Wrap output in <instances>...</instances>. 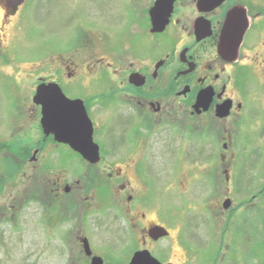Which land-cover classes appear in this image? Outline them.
Returning a JSON list of instances; mask_svg holds the SVG:
<instances>
[{
	"label": "flooded vegetation",
	"instance_id": "obj_1",
	"mask_svg": "<svg viewBox=\"0 0 264 264\" xmlns=\"http://www.w3.org/2000/svg\"><path fill=\"white\" fill-rule=\"evenodd\" d=\"M34 2L0 0V95L16 116L11 138L25 140L0 179V196L12 189L11 221L38 202L63 264H255L264 189L249 162L264 148V0L92 3L90 26L70 24L32 78L20 70L36 65L17 56ZM52 84L63 97L51 128L42 120ZM248 123L257 143L242 136ZM193 164L207 183L201 206L179 216L152 199L161 175L180 165L193 179Z\"/></svg>",
	"mask_w": 264,
	"mask_h": 264
},
{
	"label": "rangeland",
	"instance_id": "obj_2",
	"mask_svg": "<svg viewBox=\"0 0 264 264\" xmlns=\"http://www.w3.org/2000/svg\"><path fill=\"white\" fill-rule=\"evenodd\" d=\"M34 1L33 9L27 20L25 34L18 43V52L21 55L17 56L18 60L33 62L36 65L30 71L28 69V72L26 67L20 70L32 78L42 75L40 61L44 54L53 56L66 45L65 31L70 24L73 26L75 20H80L85 26H90V20H93L91 15L97 12L93 9L94 7H90L92 3L122 0ZM43 1H49V5L44 6ZM75 14L80 15L73 19ZM10 104L12 103L0 95V140L3 138L8 141L0 144V179L4 178V180L12 177L14 156L19 155L22 150L20 144L25 142L20 135L11 138V133L16 130L17 123L14 121L16 116L12 115L9 110ZM252 130L248 123L245 128H242V136L246 137L252 133L251 139L256 140L257 133ZM257 141L258 139L256 143ZM255 147H257L256 144ZM253 156L249 162L250 176L258 180V187L255 188L261 190L264 189V148L262 150L254 149ZM180 167L182 166H177L178 174L175 173L173 178L160 176V180L154 185L152 199L162 207L179 209L178 215L182 216L181 208L201 206L204 203L205 191L208 189L207 183L200 175L203 172L201 171L202 165L189 166V169H192L193 179L187 175V172H184L186 167L179 170ZM218 169L215 168L216 173ZM11 193L12 189L7 188L5 194L0 196V207H6L5 211L12 203ZM26 208L28 209L21 213L20 225L11 221V214L8 211L6 216L0 214V264H63L68 259L67 253L65 256L62 254L63 252L60 253L56 234L48 228L45 223L47 220L41 219L43 217L40 204L33 202ZM258 234L261 235L260 231ZM48 236H51V239H48ZM66 246L63 245L61 249L64 251ZM255 264H264V245L261 246L260 243Z\"/></svg>",
	"mask_w": 264,
	"mask_h": 264
},
{
	"label": "water",
	"instance_id": "obj_3",
	"mask_svg": "<svg viewBox=\"0 0 264 264\" xmlns=\"http://www.w3.org/2000/svg\"><path fill=\"white\" fill-rule=\"evenodd\" d=\"M158 2H157V5L158 4H160L161 3V1H172V0H157ZM231 16L228 18V21L229 20H231ZM153 22H154V20H153ZM165 25H166V21H163V23L161 24V28H160V23H159V27H158V29L160 30V29H162L163 30V28L165 27ZM157 28V25H156V23L154 22V30ZM228 35L226 34V32L224 33V35H223V39L221 40L222 41V44H221V48H223L224 46H225V44H226V42H227V40H228ZM49 87H51V98H50V100H49V107L46 109V113L47 114H45L44 113V118H43V120H42V122H43V125L45 124V122L47 121V123L48 124H50V126H51V128L53 127V126H55L56 124H55V120L58 118V107L57 106H55V99H59V97H60V95H62V97H63V94H62V92L59 90V88L56 86V85H54V84H52L51 86H49ZM45 86L44 85H41L39 88H38V91H37V97H36V100H37V102L39 103H41L42 102V100H43V95H44V93H45ZM65 99V98H64ZM68 101V100H67ZM204 102V94H200V96L198 97V103H203ZM39 103V104H40ZM221 114H220V116H226L227 114H228V109H226V108H222L221 109ZM55 131H57L56 130V128L54 129ZM55 133H57V132H55ZM77 151H79L80 153H82L83 154V156H85L86 158H88L89 160H91L92 162H97L98 161V159H99V157H98V152H96L95 150H93L92 148H90V147H86V146H80V147H78L77 149H76ZM229 202H227V203H225V206L226 207H228L229 206ZM136 259V258H135Z\"/></svg>",
	"mask_w": 264,
	"mask_h": 264
}]
</instances>
